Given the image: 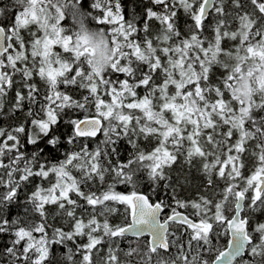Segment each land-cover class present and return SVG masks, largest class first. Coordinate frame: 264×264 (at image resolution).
Wrapping results in <instances>:
<instances>
[{"label": "snow or ice", "instance_id": "1", "mask_svg": "<svg viewBox=\"0 0 264 264\" xmlns=\"http://www.w3.org/2000/svg\"><path fill=\"white\" fill-rule=\"evenodd\" d=\"M0 264H264V0H0Z\"/></svg>", "mask_w": 264, "mask_h": 264}]
</instances>
